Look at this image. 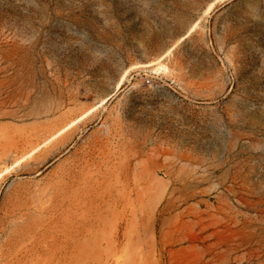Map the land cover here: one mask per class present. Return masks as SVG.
I'll return each mask as SVG.
<instances>
[{
    "label": "rangeland",
    "instance_id": "374dc122",
    "mask_svg": "<svg viewBox=\"0 0 264 264\" xmlns=\"http://www.w3.org/2000/svg\"><path fill=\"white\" fill-rule=\"evenodd\" d=\"M0 0V264H264V0Z\"/></svg>",
    "mask_w": 264,
    "mask_h": 264
},
{
    "label": "bare ground",
    "instance_id": "6f19581e",
    "mask_svg": "<svg viewBox=\"0 0 264 264\" xmlns=\"http://www.w3.org/2000/svg\"><path fill=\"white\" fill-rule=\"evenodd\" d=\"M218 1H227V0H217V1H215L214 3H211V4L209 5V7H208V10H207V11H210V10H212V9L215 7V4H216Z\"/></svg>",
    "mask_w": 264,
    "mask_h": 264
}]
</instances>
